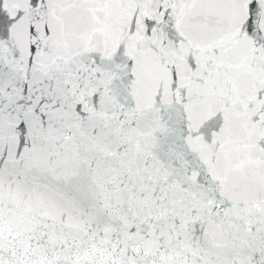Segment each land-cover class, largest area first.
Returning a JSON list of instances; mask_svg holds the SVG:
<instances>
[{
	"label": "snow or ice",
	"instance_id": "6c2138e0",
	"mask_svg": "<svg viewBox=\"0 0 264 264\" xmlns=\"http://www.w3.org/2000/svg\"><path fill=\"white\" fill-rule=\"evenodd\" d=\"M0 264H264V0H0Z\"/></svg>",
	"mask_w": 264,
	"mask_h": 264
}]
</instances>
